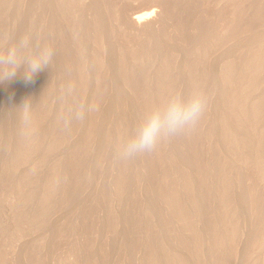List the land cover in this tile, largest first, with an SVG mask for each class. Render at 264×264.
I'll use <instances>...</instances> for the list:
<instances>
[{
	"label": "bare ground",
	"instance_id": "6f19581e",
	"mask_svg": "<svg viewBox=\"0 0 264 264\" xmlns=\"http://www.w3.org/2000/svg\"><path fill=\"white\" fill-rule=\"evenodd\" d=\"M87 1L0 0V53L25 35L52 50L31 81L0 79V192L16 201L0 264H235L243 232L240 264H264V0H144L157 28L124 17L131 0ZM193 89L194 129L119 157L150 108ZM31 223L40 240L22 244Z\"/></svg>",
	"mask_w": 264,
	"mask_h": 264
},
{
	"label": "clouds",
	"instance_id": "9594fccd",
	"mask_svg": "<svg viewBox=\"0 0 264 264\" xmlns=\"http://www.w3.org/2000/svg\"><path fill=\"white\" fill-rule=\"evenodd\" d=\"M25 49H29L25 52ZM52 50L47 45L30 48L29 36H22L17 43L0 53V79L14 78L23 70L26 81L48 67ZM207 105L205 94L193 89L187 96L176 94L164 104L150 108L137 123L118 149L121 159H131L151 153L164 141L178 134L191 131L201 119ZM25 118L28 106L24 105Z\"/></svg>",
	"mask_w": 264,
	"mask_h": 264
},
{
	"label": "rangeland",
	"instance_id": "374dc122",
	"mask_svg": "<svg viewBox=\"0 0 264 264\" xmlns=\"http://www.w3.org/2000/svg\"><path fill=\"white\" fill-rule=\"evenodd\" d=\"M85 1H86V3H88L87 0H83L84 4H86ZM131 1H132V0H131ZM131 1H127V3L125 2L126 4H125V3H124V4L121 3V4H123V5H121V6H123L124 8L127 7L126 10L123 8L124 13L129 11L128 13L124 14V17H127V18L129 19V18H130V17H129L130 15L133 17V15H135V13H137V12H139V13H148V16L150 15L148 18L151 17L152 19H151V18H150V20L147 19V21H146L145 23L150 22V24H152V25H151L152 27L157 28L158 26H157L155 23H156V21H157L158 19H160L161 14H162V13H160V12L163 11V10H162L163 8L160 6V3H158V2H157V3H156V2H155V3H152V2H151V3H148V1H147V3H145L144 0H143V2H142V0H140V1H139V0H138V1L133 0L132 2H131ZM134 1H135V2H134ZM22 4L24 5L25 2H23ZM129 4H130L131 6L128 7ZM149 7H150V8H149ZM160 7H161V9H160ZM128 8H129V9H128ZM153 8H154V10H153ZM151 9H152V10H151ZM127 10H128V11H127ZM152 11H153V13H152ZM133 12H134V13H133ZM158 12H159L160 14H159ZM127 14H128L129 16H127ZM159 16H160V17H159ZM127 18H126V19H127ZM155 18H156L157 20H156ZM145 20H146V19H145ZM145 20H144V21H145ZM152 20H153V21H152ZM154 20H156V21H154ZM151 21H152V23H151ZM154 22H155V23H154ZM157 22H158V21H157ZM157 24H158V23H157ZM155 25H156L157 27H155ZM143 26H144V27L146 26V24H144V22H141V23L139 24V26H138V25H137V26H136V25H131V27H133V30H132V29H128V27H127L128 30H126V32H127L128 34H129V33H132V32H133L134 34H137V30H138L140 27H142V30H143ZM134 27H135V28H134ZM129 28H130V27H129ZM142 30L139 29V31H142ZM135 31H136V32H135ZM133 33H132V34H133ZM138 33H139V32H138ZM134 34H133V35H134ZM130 35H131V34H130ZM176 58H177L178 60H181V58L179 59V57H176ZM176 58H175V63L180 62V61H178ZM106 103H107V104L103 105V106H105V107H102V110H104V109L106 108V106H111L109 102H106ZM107 108L110 109V107H107ZM107 108H106V109H107ZM106 109H105L104 111H107V110H108V109H107V110H106ZM73 140H75V139H73ZM53 155H54V154H53ZM53 155L51 156L52 159L57 158V156H56L57 153H55L54 156H53ZM93 183H95V182H93ZM94 185H96V183H95ZM94 185L90 183V184L87 185V187L84 189L83 194H84L86 197H88V196H89V195L95 190V187H96V186H94ZM90 188H91V189H90ZM0 194H1V192H0ZM4 199H5V200H7V199L9 200L10 198H5V197L3 198V197H2V194H1V195H0V201L3 200V202H6ZM12 200H14V198L11 199V200H9V201H11V203H12V202H13ZM9 201L6 202V203H3V202H2V204H3L4 206L0 203V206H1V207H0V208H1V209H0V213H1V215L4 214V215H2L3 217L0 215V221H1V223H2V227L6 230V232H7V231L12 232L13 230H11V229H12L11 227H12V226L15 227V224H14L15 221H13V220H15V218H14V217L12 218V216H15V215H13V214H14V213H13V212H14V207L12 206V204L14 205V203H16V201L14 200V202H13L12 204L9 203ZM7 203H8V205H7ZM9 204H11L10 208L12 207V209H9V208H8ZM7 208H8V209H7ZM3 210H4V211H3ZM6 210H7V212H6ZM10 210H12L13 212L10 211ZM11 212H12L13 214H11ZM7 213H8V214H7ZM61 213H62V212H60V213L58 212V214H57V213H55V212H54V213L52 212V214H50V216H49V218H50L49 220L52 222V220L54 219L55 222H57L56 219H58V216H59V218H60V214H61ZM6 214H7V217H5ZM9 214H10V215H9ZM62 214H63V213H62ZM9 216H10V217H9ZM8 217H9V218H8ZM52 217H53V219H52ZM54 217H55V218H54ZM61 217H63V216L61 215ZM1 218H2V219H1ZM6 218H8V219H6ZM10 218H11V219H10ZM5 220H7L8 223H7ZM8 220L13 221V222H10V221H8ZM58 220H59V219H58ZM59 221H60V220H59ZM4 222H5V224H3ZM6 224H7V225H6ZM36 224H37V223H35V225H36ZM3 225H4V226H3ZM33 225H34V224H33ZM35 225H34V226H35ZM31 226H32V223H31ZM34 226H32L33 228H31V227L29 226V229L31 228V230H33V231L30 230L31 233L28 235V233H29V232H28V233L26 234L27 237H26V235H24V236L26 237V240L23 238V236H22V237L19 236L20 239L22 238L21 241H22V242L24 241L23 243H22L21 241L18 242L19 245H20V243H22V244L25 243V245H26V244H27V245H31V244H30L31 242L34 244L35 242H37V241L40 240V237H41V234L39 233V230H40V229H39L38 231H34V229H37V228H38L37 225H36L37 227L35 226L36 228H34ZM14 227H13V228H14ZM36 232H37L39 235H36ZM40 232H41V231H40ZM32 233H33V234H32ZM243 233H245V234H243V236H242L243 238L240 237V238H242V239H239L238 243L241 242V241H242V242H241L240 244H238L239 246H237V249H236V251H237L236 253H237L238 255L235 254V257H234V259L236 260V262H237L238 264L241 263V258H240V255H241V254H240V252H241V251L243 252V250L240 251L239 249H242V248L244 247V244H242V243L245 242L244 239H245V237H246V236L244 237V235H246V232H243ZM31 234H32V235H31ZM33 235H34V236H33ZM35 235H36V236H35ZM29 236H30V237H29ZM37 236H38V238L35 239V237H37ZM19 238H18V239H19ZM32 238H34V240H31ZM18 239L16 240V242H15V241H14V242L17 243V241H19ZM28 239H30V240H28ZM27 240H28V241H27ZM240 240H241V241H240ZM25 241H26V242H25ZM30 241H31V242H30ZM27 242H30V243L28 244ZM15 245H16V244L13 243L12 247H10V248H13ZM240 245L243 246V247L240 248ZM16 246H17V245H16ZM16 246H15V247H16ZM15 247H14V248H15ZM17 247H18V248H17ZM17 247H16L17 249H15V250H14V249H8L9 252L7 251V253L9 254L10 251L12 250V251L14 252V254L17 255V254L20 252V251L18 252V250L21 249V248H20L21 245H20V246H17ZM61 249H62V248H61ZM243 249H244V248H243ZM238 250H239L240 252H239ZM12 251H11L10 254L13 253ZM15 251H17L18 253H17V252L15 253ZM63 251H64V250H63ZM64 252H65V251H64ZM238 252H239V253H238ZM60 253H61V254H60ZM62 253H63V252H62V250H61V251L59 252V255H61L62 258H64L65 256H67V257L70 256V255H69L68 253H66V252H65L66 254H65V253L62 254ZM67 254H68V255H67ZM242 254H243V253H242ZM62 255H63L64 257H63ZM10 256H13V257H14L13 254H12V255H9V257H10ZM67 257L64 258V261H66V263L68 264L71 258H70L69 260H66V259L69 258V257H68V258H67ZM237 257H239L240 259L237 258ZM241 257H242V255H241ZM238 260H240V261H238ZM51 261H53V260H51ZM51 261H50V263L52 264ZM233 263H234V260H233ZM233 263H232V264H233ZM237 263H235V264H237Z\"/></svg>",
	"mask_w": 264,
	"mask_h": 264
}]
</instances>
